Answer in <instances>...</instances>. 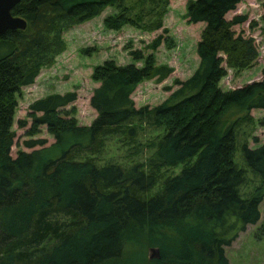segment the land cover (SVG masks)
Instances as JSON below:
<instances>
[{"label": "trees", "instance_id": "trees-1", "mask_svg": "<svg viewBox=\"0 0 264 264\" xmlns=\"http://www.w3.org/2000/svg\"><path fill=\"white\" fill-rule=\"evenodd\" d=\"M148 1L153 10L157 0ZM239 1H187V21L203 23L198 65L162 103L135 108L130 94L140 80L159 82L172 67L155 65L150 54L139 67L105 60L91 74L99 85L89 98L96 113L90 124H77L66 108L74 91L37 98L28 105L26 134L44 125L54 141L15 157V94L62 51L61 30L107 6L118 10L104 19L109 28L159 21L142 23L143 14L130 15L123 0H19L11 8L26 24L0 34V264H116L137 244L156 245V264H229L223 248L259 219L264 196V142L242 144V165L233 160L236 128L250 120V109H264V77L232 90L217 86L225 68L257 57L253 38L233 29L245 17L225 18ZM135 122L165 129L148 157L130 165L102 160L104 138L131 140ZM41 143L23 141L27 148ZM177 164V173L164 174ZM247 171L257 184L243 193Z\"/></svg>", "mask_w": 264, "mask_h": 264}, {"label": "rangeland", "instance_id": "rangeland-1", "mask_svg": "<svg viewBox=\"0 0 264 264\" xmlns=\"http://www.w3.org/2000/svg\"><path fill=\"white\" fill-rule=\"evenodd\" d=\"M161 1L157 0V6L151 10L148 0H123V4L130 9V15L143 14L142 23L157 19L159 23L156 27L152 25L151 28H143L122 23L116 29L109 28L104 19L118 10L107 6L92 18L61 30L60 38L64 43L62 51L46 66L40 67L31 84L21 87L20 93L15 94L16 106L11 125L14 136L9 151L11 157H15L18 151L28 152L42 146L48 147L54 141L44 125L37 126V131L32 135L26 134L30 126L28 105L37 98L51 93L74 91L76 97L66 108L73 109L71 115L77 124H90L96 113L89 105V98L93 89L99 85V81L93 80L91 74L93 68L105 60H112L116 65L132 63L139 67L150 54L155 65L172 67V72L159 82L154 78H147L135 84L130 94L135 108H151L162 103L177 88L176 81H183L192 74L198 65L196 44L203 23L187 21L185 13L188 0H166L164 4ZM262 1L240 0L234 9L225 14L226 19H231L234 15L245 17L233 29L236 33L253 38L257 57L242 67L225 68V74L217 82V86L223 91L243 87L264 77ZM156 37H160V42L155 49H150L148 46ZM132 52L137 53L138 58H134ZM248 113L250 120L241 122L235 131L233 160L237 165L243 163L240 156L242 144L253 148L264 142V109H250ZM228 116L232 118L233 115ZM18 120L25 121V126L18 127ZM132 125L136 127V134L131 140L123 134L104 138L100 154L102 160L121 165L142 162L154 150L156 141L165 132L164 127H153L142 122ZM29 138L42 140V143L27 148L23 141ZM180 167L181 164L166 167L164 174L177 173ZM256 184L255 178L247 171L240 191H250ZM258 210L259 219L254 224L246 225L223 248L229 264H264V196ZM134 247L136 248L130 251L128 258L116 264H156L159 249L155 244H143L142 247L137 244Z\"/></svg>", "mask_w": 264, "mask_h": 264}, {"label": "water", "instance_id": "water-1", "mask_svg": "<svg viewBox=\"0 0 264 264\" xmlns=\"http://www.w3.org/2000/svg\"><path fill=\"white\" fill-rule=\"evenodd\" d=\"M19 0H0V34L8 29H24L25 20L10 13Z\"/></svg>", "mask_w": 264, "mask_h": 264}]
</instances>
